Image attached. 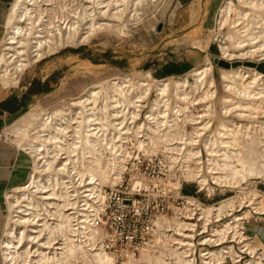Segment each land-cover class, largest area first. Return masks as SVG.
I'll return each instance as SVG.
<instances>
[{"label":"bare ground","instance_id":"bare-ground-1","mask_svg":"<svg viewBox=\"0 0 264 264\" xmlns=\"http://www.w3.org/2000/svg\"><path fill=\"white\" fill-rule=\"evenodd\" d=\"M53 1H11L5 23L0 26V88L3 89L4 95L9 87L17 85L19 75L33 61L41 60L45 54L55 53L67 45L88 42L97 30L120 25L122 28L132 24L139 25L143 21L142 17L150 15L161 0H84L78 7H74L72 12L69 11L70 15L61 16L54 15V6L48 8ZM237 1L241 9L235 6L233 0H225L217 12L219 25H227L230 29L226 37L229 44L219 46L222 57L230 60L256 55L262 60L264 0ZM86 2L94 5L87 7L84 4ZM233 11H237L238 18L230 23ZM235 49L247 51L236 54ZM211 70L212 65L208 58H205L193 67L189 74L172 82V97L181 101L182 105H188L195 100L189 95L187 87L189 86L192 92H198L199 86H207L197 99H211L215 92L214 79L209 76ZM188 75L192 76V82H189ZM150 77L157 91L156 96L161 99L167 97L172 89L169 77L162 80H157L151 75ZM132 81L133 79L126 75L100 78L86 88H78V95L69 105L45 112L42 104H35L17 119L16 135L21 141L19 147L26 154L30 173L26 182L12 187L5 194L7 214L0 239L3 264H72L74 257L80 258V263L84 264L113 262V254L102 251V245L97 243L102 236L94 228L86 226L88 220L80 205L88 201L86 191L102 198L100 185L106 182L113 184L119 179L118 163L114 156L99 148L101 142L97 131L116 128L113 119L126 118L129 112L131 118L136 117L135 110L130 111L129 107L135 108L136 102L142 101L140 98L142 99L150 88L146 79L141 78L136 88L133 87ZM220 81L225 91H229L236 98L223 96L221 108L225 113L236 112V116L249 119L264 116L262 72L256 68L250 72L241 69L222 70ZM105 84L107 87H104ZM98 87L99 90L96 89ZM135 90L137 91L133 95ZM142 90L143 92H139ZM101 99L104 101L103 105L100 104ZM155 103L157 105V99ZM209 107L211 105L207 106V110ZM179 108L184 110L187 106ZM150 112H153L152 109ZM212 112L211 107L206 115L209 116ZM167 122L168 120H155L157 128L153 130L165 126ZM209 123L210 120L205 123L203 121L195 130L196 134L201 135L203 130H207ZM68 136H72L73 141L66 146L63 142ZM204 146L209 151L208 157H211L207 160L215 182L237 187L247 179H250L249 183H256L255 179H264V120L252 122V125L247 126L238 122L228 124L220 121ZM62 153L66 155L64 158ZM220 156L224 162L221 167L217 161ZM232 157L237 162L234 170ZM211 165L219 167L222 170L219 171L221 175H217L218 172L213 171L217 168H211ZM67 181L73 187L71 191ZM206 182L204 176L200 185L206 186ZM238 197L237 195L235 198L223 200L217 207H208L206 213L215 212L220 215L224 211L232 210L240 204L241 198ZM252 200V208L261 211L264 207V196L258 198L256 195ZM244 213L245 217H248L251 211ZM79 219L82 226L75 225L74 221ZM223 230L224 228L217 232L221 233ZM182 245L189 243L184 242ZM162 249L158 251V256L154 255L156 252L148 249L152 255L141 253L139 259L124 260L128 261V264H169L165 260V250L168 252L170 248L164 246ZM233 255L231 252L230 263L226 264H238L234 262ZM124 260L122 264H126ZM259 260L260 258L249 261L252 264H263Z\"/></svg>","mask_w":264,"mask_h":264},{"label":"built area","instance_id":"built-area-1","mask_svg":"<svg viewBox=\"0 0 264 264\" xmlns=\"http://www.w3.org/2000/svg\"><path fill=\"white\" fill-rule=\"evenodd\" d=\"M177 108L175 105V112ZM170 110L161 104L154 112L149 109L141 117V109L135 118L128 114L126 118L113 119L116 128L97 131L101 142L99 148L114 156L120 175L113 184L100 185L102 198L86 191L88 201L80 205L88 220L86 226L102 236L97 243L111 250L120 264L124 259L138 257L143 249L158 252L164 246L170 248L168 252L165 250V260L170 264H226L230 263L231 252L235 263L252 264L249 260L260 258L264 264L261 249L251 250V238L246 233V223L264 211L252 208L253 196L246 195L244 187L242 197H238L240 204L235 208L220 215L206 213L208 204L202 197L208 187L200 185L204 176L201 174V151L197 147L203 132L192 137L183 127V135L178 125L180 119L170 117ZM155 120H168V125L154 131L153 128H157ZM71 141L73 137L68 136L63 143L67 146ZM61 155L66 156L65 153ZM212 167L217 168L216 165ZM218 170L219 167L213 171L221 175ZM206 173L212 179L211 172ZM188 177L195 181H188ZM206 181L216 190L212 197L207 196L212 204L216 195L224 196L221 200L232 197L227 196L232 193L231 186L218 185L214 179L211 183ZM67 182L71 191L73 187ZM194 182V186L199 187L187 193V187H193ZM256 190L259 192L258 187ZM245 211H251V214L245 217ZM74 222L76 226H82L80 219ZM223 228L221 233L217 232ZM184 242L189 245H182Z\"/></svg>","mask_w":264,"mask_h":264},{"label":"rangeland","instance_id":"rangeland-1","mask_svg":"<svg viewBox=\"0 0 264 264\" xmlns=\"http://www.w3.org/2000/svg\"><path fill=\"white\" fill-rule=\"evenodd\" d=\"M75 1L76 0H65V1L54 0L53 1L54 3L48 6V8H52L54 6L53 12L54 15L57 16H61L64 14L70 15V12H72L71 10L74 9V7H78L80 5L79 4L80 2L81 3L84 2V0L83 1L77 0L76 2ZM161 1H159L156 4L154 10H152V13L150 15L146 16L145 18L142 17L143 21L139 25H135V24L127 25L128 28L126 26H123L124 28H122V26L120 25L113 28H105V29L97 30V32H95L92 35V37L89 39L88 42L80 43L76 45H67L59 49L55 53L45 54L44 58H42L41 60L33 61L28 66L29 68L26 67L25 70H23V75L21 76V82L26 77L33 74H37L40 76L46 73H50L47 80L44 83L46 84L45 87L48 88L49 85H52L51 90L48 93H43L42 95L31 101L32 103L35 102L36 104H42L45 112L46 111L48 112L63 107L64 105H69L70 101L72 102V99L78 95L76 91L77 88H81L82 86H85L86 88L94 84V81L95 80L98 81V79L100 78L102 79L106 77L110 78L112 76L126 75L133 79L132 83L134 84L133 87L135 88L138 86L139 84L138 81L141 78L146 79L149 83L148 86L150 90L148 92L149 94L147 93L145 96H147L149 99L145 98L144 96L142 99L140 98V100L142 101L136 102L135 108L129 107L130 111H132L133 109L135 110L136 116L138 115L141 109L142 111L140 116L143 117L144 114L149 109L150 110L152 109V111L154 112V110L158 106H160V104H162L167 108V110L171 109L169 112L170 117H174L177 120L180 119L178 125L180 130L182 128V134L184 135L183 127H185L187 131L186 133H188L192 137L198 135L194 133L197 126L201 125L203 121L205 123L206 121L210 120L209 123L210 127L207 130L202 131L204 133L201 136L200 144L197 147H199L201 151V161H202L201 174L207 177L209 183H211L212 179H210L209 174L206 173L210 170L209 169L210 166L208 165L209 161L207 159L211 157H208L209 151H207L204 144L206 140L211 135H213L218 123L220 121H225L228 124L232 122H238L242 125L247 126V124L252 125V122L254 123L255 121L264 120V116H259L258 118L255 119H249L247 117L236 116V112H231L228 114L222 110L221 102L224 95H229L234 99L236 98L233 96V94H231L229 91L228 92L225 91L224 87H222L223 84L220 81V73L222 70L232 71L234 69H241L243 71L250 72L254 67L251 68L250 66L243 65L242 62L252 61L255 63H259L262 60H259L256 55H252V56L246 55V57L243 58L235 57L234 59H230V60H227L222 57V53L220 51L219 46L229 44V40H227L226 37L230 29L228 28L227 25L223 27L219 25L217 12L221 7V5H223L225 0H218V2H216L215 4L213 3V6L210 7L209 10L206 12L204 11L199 12L198 7L196 6H195L196 10H192L191 9L192 5L189 7H180L177 0H161ZM233 1L236 7L240 9L242 8L237 0H233ZM88 3L87 2L84 3L85 6L87 7L90 6L91 8V6L94 5L91 2ZM236 18H238L237 11H233L231 13L229 22L231 23ZM158 26H160L159 29H157ZM201 51H203V53L205 54V58H208V60L212 65V70L209 76H212L214 79L215 92L211 97V99L204 100L207 101V103H203L204 102L203 100L200 101L197 98H199L200 94L202 93V90L204 91L205 89H207V86H199L198 92L190 91V88L188 86L187 91H189V95L192 96L195 102L192 101V103H188V105H186V103H183L184 105L183 106L181 101L175 100L174 96L172 97V95L174 94L172 82L189 74L190 70L193 67L197 66V64L194 65L193 67H188L187 65H184V59L186 55L189 53L194 57L195 55L203 54ZM246 51L247 49L234 50L236 54L245 53ZM195 57H199V56H195ZM201 57H200L201 59L200 63L205 60V58L202 59ZM214 58L224 60L230 64L239 61L240 64L237 65L236 67H231V66L224 67L215 64L213 62ZM180 66L182 67V69ZM163 67H173V69L175 67L174 69L176 70L175 74L174 75H172V73L165 74V72H163V70L160 69ZM150 75L156 78L157 80H162L169 77V80H171L170 89L172 88L171 89L172 91L169 90V93L171 94L172 92V94L171 95L168 94L167 97H164L162 99L161 97L156 96L157 91L154 89L155 88L154 83ZM192 79H193L192 76L188 75L189 82H192ZM19 82H20V78H19ZM104 87H107V85L105 84ZM96 89L99 90V87ZM136 91L137 90L133 91V95H135ZM139 92H143V90ZM165 98L168 99L166 100ZM155 99H157V105L155 103ZM102 100L103 99H101L100 102L101 105H103L104 103V101ZM100 104L99 106H101ZM170 104H172V107L170 106ZM142 105H145L146 107L141 108L143 107ZM175 105H178V108L176 110L178 114L183 116L181 117L177 116V113L174 110ZM210 105L212 107L213 112L212 114L207 116L206 115L207 111H209V109L211 108L209 107V109L207 110V106ZM180 106H182L183 108L187 106V108L186 109L184 108V110H180L179 108ZM263 107H264V103H263ZM137 108L139 110H136ZM159 110L161 111L162 108H159ZM181 118L183 120V123L181 122ZM195 122H198V124H194ZM166 125H168V122L166 123ZM4 134L6 136L5 139L8 142L15 144V142L19 140L14 133H13L14 135H12L10 132L5 133L4 131ZM215 150H217V148ZM195 154H199V153H195ZM182 156H184V154ZM221 157L222 156L215 158L218 159L217 160L218 163L223 164L224 162ZM233 157L231 159L232 162L231 164L234 170L235 164H237V162ZM192 167L195 168L196 166L192 164ZM218 171H222V170H218ZM190 180L195 181L193 180V177H188V181ZM255 180L256 183H249L250 179H247V181L238 184L237 187H234L233 185L227 183L226 184L219 183L218 185L222 184L232 187V193H227V196H232L235 198L238 195L242 197L241 191H243L242 189L245 187V191H246L245 194L246 195L250 194L251 197L252 196L254 197L256 195L258 196L259 194L256 188L258 187L259 184L264 182L261 179H255ZM195 183L196 182H194V184L192 183L193 187L191 186L187 187V193H189L190 189L194 190L195 188L199 187V186H194ZM206 186L208 187V192L204 190V196L202 197V199L205 202V204H208V207H217L221 201L226 200V199L221 200L224 196L216 195L215 197H213V204H212L207 198V196L211 195L212 197L213 191L216 193V190L213 185H211L212 187H210V185L208 184ZM216 202H218V204H215ZM6 214H7V205H6ZM102 251L109 253L110 255L112 254L111 250L103 246H102ZM141 253L142 254L147 253L152 255V253L149 252L148 249L146 248L141 250L139 256L134 259L135 260L139 259L142 256ZM154 255L158 256V252H156ZM112 259L113 262L111 264H120L119 261H115L113 255H112ZM72 262H73L72 264H84V263H80V258L77 257H74ZM127 262L128 261L124 260V263L128 264ZM137 264H155V263H137ZM196 264H202V263H196Z\"/></svg>","mask_w":264,"mask_h":264},{"label":"crops","instance_id":"crops-1","mask_svg":"<svg viewBox=\"0 0 264 264\" xmlns=\"http://www.w3.org/2000/svg\"><path fill=\"white\" fill-rule=\"evenodd\" d=\"M11 1L12 0H0V26L5 23ZM177 2L180 7H189L192 5V10H196V7H198L199 12H206L213 6V3L215 4L218 0H177ZM201 52L203 53V51ZM195 56L193 57V55L188 53L184 59V65L193 67L200 63V57L202 59L205 58L204 53ZM262 61H264V59H262ZM160 69H162L165 74L172 73V75H174L176 71L174 70L175 67L174 69L173 67H163ZM49 74L50 73H46L40 76L33 74L26 77L21 82L22 72V74L19 75L20 82L18 81L17 85L9 87L5 95L3 89L0 88V239L6 217L5 194L12 187L26 182L30 173V166L25 157L26 154L19 147L20 140L16 141L15 144L6 141L4 131L5 133L10 132L12 135L15 134L17 137V119L29 109L30 105L36 104L31 101L51 90L52 85H49V90L43 91L46 86L44 82L47 80ZM30 88L33 89V93L29 92ZM261 180L264 181V179ZM258 189L260 193V197L258 196V198H261L264 196V182L258 185ZM263 208L261 211H264ZM246 233L251 238L252 250L254 248L261 249V255L264 257V212L257 218H251L246 223ZM0 264H3L1 250Z\"/></svg>","mask_w":264,"mask_h":264},{"label":"water","instance_id":"water-1","mask_svg":"<svg viewBox=\"0 0 264 264\" xmlns=\"http://www.w3.org/2000/svg\"><path fill=\"white\" fill-rule=\"evenodd\" d=\"M159 28H160V26H158L157 29H159ZM213 62L215 64H218V65L224 66V67H230V66L231 67H236L237 65L240 64L239 61L233 62V63L230 64V63H228V62H226L224 60H220L218 58H214ZM242 63H243V65H247V66H250V67H254V68H256V70L264 73V61H261L259 63H255V62H252V61H245V62H242Z\"/></svg>","mask_w":264,"mask_h":264},{"label":"trees","instance_id":"trees-1","mask_svg":"<svg viewBox=\"0 0 264 264\" xmlns=\"http://www.w3.org/2000/svg\"><path fill=\"white\" fill-rule=\"evenodd\" d=\"M48 90H49L48 87H45V90H43V91H48ZM29 92H30V93H33V89L30 88V89H29Z\"/></svg>","mask_w":264,"mask_h":264}]
</instances>
